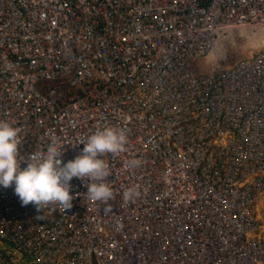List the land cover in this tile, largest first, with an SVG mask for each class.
I'll return each mask as SVG.
<instances>
[{"label":"built area","instance_id":"built-area-1","mask_svg":"<svg viewBox=\"0 0 264 264\" xmlns=\"http://www.w3.org/2000/svg\"><path fill=\"white\" fill-rule=\"evenodd\" d=\"M237 30L264 34V0H0V120L21 160L52 136L63 163L97 128L128 136L104 157L107 205L78 178L66 211L0 186V264H264V49L211 60Z\"/></svg>","mask_w":264,"mask_h":264},{"label":"clouds","instance_id":"clouds-1","mask_svg":"<svg viewBox=\"0 0 264 264\" xmlns=\"http://www.w3.org/2000/svg\"><path fill=\"white\" fill-rule=\"evenodd\" d=\"M19 134L20 129L10 121L0 120V186L8 188L14 184L15 194L23 206L34 204L38 211L49 205H59L63 211L71 209L74 196L70 182L73 178L88 181L86 193L91 201L107 205L113 198V190L107 180L111 174L110 165L104 157L126 150L128 136L124 128H97L78 143L84 145L81 154L67 163H63L64 144L56 136L51 137L46 150L37 149L21 160ZM22 163L27 166L22 168ZM140 164V160L130 159L124 166L132 170ZM139 195L135 187L123 193L126 201H133Z\"/></svg>","mask_w":264,"mask_h":264},{"label":"rangeland","instance_id":"rangeland-1","mask_svg":"<svg viewBox=\"0 0 264 264\" xmlns=\"http://www.w3.org/2000/svg\"><path fill=\"white\" fill-rule=\"evenodd\" d=\"M259 49H264V34L250 31L241 34L237 30L219 44L214 58L211 60L216 62L217 66L225 68L248 58ZM188 67L193 76H197L198 72L208 73L212 69V66L203 59L190 62ZM263 207L264 201H259L258 208L262 209Z\"/></svg>","mask_w":264,"mask_h":264},{"label":"crops","instance_id":"crops-1","mask_svg":"<svg viewBox=\"0 0 264 264\" xmlns=\"http://www.w3.org/2000/svg\"><path fill=\"white\" fill-rule=\"evenodd\" d=\"M259 50H260V49H259ZM254 53H256V52H253L252 54H254ZM252 54H251V55H252Z\"/></svg>","mask_w":264,"mask_h":264}]
</instances>
